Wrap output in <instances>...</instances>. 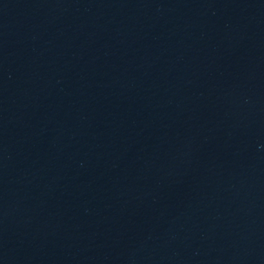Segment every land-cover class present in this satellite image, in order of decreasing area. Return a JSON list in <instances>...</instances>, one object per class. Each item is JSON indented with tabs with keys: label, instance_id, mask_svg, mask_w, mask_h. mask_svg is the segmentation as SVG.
I'll use <instances>...</instances> for the list:
<instances>
[{
	"label": "water",
	"instance_id": "obj_1",
	"mask_svg": "<svg viewBox=\"0 0 264 264\" xmlns=\"http://www.w3.org/2000/svg\"><path fill=\"white\" fill-rule=\"evenodd\" d=\"M0 264H264V0H0Z\"/></svg>",
	"mask_w": 264,
	"mask_h": 264
}]
</instances>
